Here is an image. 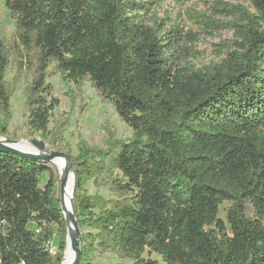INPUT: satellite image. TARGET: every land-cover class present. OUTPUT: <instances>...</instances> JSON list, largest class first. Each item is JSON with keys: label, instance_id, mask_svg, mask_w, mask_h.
<instances>
[{"label": "trees", "instance_id": "trees-1", "mask_svg": "<svg viewBox=\"0 0 264 264\" xmlns=\"http://www.w3.org/2000/svg\"><path fill=\"white\" fill-rule=\"evenodd\" d=\"M245 4L218 2L223 20L203 23L231 30L232 44L219 64L195 69L175 55L187 48L179 26L145 24L144 2L5 1L15 34L0 41V135L28 73L27 126L47 139L58 105L50 64L67 87L87 79L132 130L129 140L108 134L104 149L82 141L68 154L75 217L89 230L78 264L97 251L128 264H158L152 254L164 264H264V0ZM113 171L120 176L103 177ZM88 181L113 199L87 195ZM66 234L47 165L0 152V264H61Z\"/></svg>", "mask_w": 264, "mask_h": 264}, {"label": "rangeland", "instance_id": "rangeland-1", "mask_svg": "<svg viewBox=\"0 0 264 264\" xmlns=\"http://www.w3.org/2000/svg\"><path fill=\"white\" fill-rule=\"evenodd\" d=\"M6 0H0V41L9 40L15 34V22L10 17L5 7ZM144 2L148 11L143 12L142 17L148 26L163 24L166 29L172 25H178L182 44L185 51H179L175 55L184 64H190L195 69L213 68L225 57V46H230L233 41V32L229 29L217 30V25L203 23L206 20L221 22L223 18L217 15L215 9L218 2L229 4H245V0H138ZM47 82L52 86V97L58 101V105L52 111L47 127L48 137L43 140L39 133H31L27 126V113L25 101V88L31 78L24 73L20 81L14 84V91L10 98L11 121L8 125L6 136L0 138L11 140L16 143L26 142L30 145L31 140H40L46 144L44 152H63L71 156H77L78 145L85 142L91 147L104 149L108 134L119 140H129L132 130L123 123L115 112L114 107L101 100L90 82L86 79L80 88L73 84L67 87L55 65L50 64L47 68ZM15 75V66L10 65L5 73V81L12 84ZM1 119V115H0ZM56 181V196L59 198L60 180L54 169L49 165ZM113 178L120 176L118 171H113L103 177ZM48 180V175L43 174L39 178L40 186L43 187ZM86 194L89 196L99 195L107 201L113 199L106 186H96L93 181L85 185ZM230 203H223L218 217L225 221L226 210ZM30 228H35L30 225ZM88 229H80L81 235L88 233ZM58 237H53L52 248L57 252ZM55 256V255H54ZM147 258L146 255H144ZM158 264H164L161 258L155 254L150 256ZM92 264H128L130 261H121L112 253L95 252L91 257Z\"/></svg>", "mask_w": 264, "mask_h": 264}, {"label": "water", "instance_id": "water-1", "mask_svg": "<svg viewBox=\"0 0 264 264\" xmlns=\"http://www.w3.org/2000/svg\"><path fill=\"white\" fill-rule=\"evenodd\" d=\"M17 144L18 143L14 141L0 138V152L8 153V154H11V155H14L19 158L26 159V160L42 162V163H45L46 165H48L53 159L60 158V159H63L64 163L66 164L65 173L59 178L60 180L59 201H60L61 211L64 216V221L66 224V231H67L65 250L69 246L71 250V257L69 259H65V257H63V261L61 264H78L80 260V256H81L82 235L80 233V229L78 227V223L75 217V207H74V214L70 217L71 224H68L69 221L67 220L65 216L63 206H62V191L64 190L66 186L69 176L72 177V193L74 190V177L71 173V164H70L69 156L63 152H58V151H52L49 153L44 152V150L46 149V144L40 140L30 141V147L33 149V151L21 150L18 147H16ZM72 200H73V194H72ZM73 204H74V201H73ZM69 227L71 228V231L68 230ZM65 250H64V253H65Z\"/></svg>", "mask_w": 264, "mask_h": 264}, {"label": "bare ground", "instance_id": "bare-ground-1", "mask_svg": "<svg viewBox=\"0 0 264 264\" xmlns=\"http://www.w3.org/2000/svg\"><path fill=\"white\" fill-rule=\"evenodd\" d=\"M19 149L24 151H33V149L28 145L26 142H18L17 146ZM52 169L56 171L59 178L65 173L66 164L64 163L63 159L55 158L48 164ZM62 206L65 213L67 220L69 221L68 224H71L70 217L74 214V204L72 200V177L69 176L68 181L64 190L62 191ZM71 231V228H68ZM65 259H69L71 257V250L69 246L66 248L64 253Z\"/></svg>", "mask_w": 264, "mask_h": 264}, {"label": "built area", "instance_id": "built-area-1", "mask_svg": "<svg viewBox=\"0 0 264 264\" xmlns=\"http://www.w3.org/2000/svg\"><path fill=\"white\" fill-rule=\"evenodd\" d=\"M36 232L38 231L36 230ZM47 249L52 257L56 254V252L52 248V240L47 244Z\"/></svg>", "mask_w": 264, "mask_h": 264}]
</instances>
